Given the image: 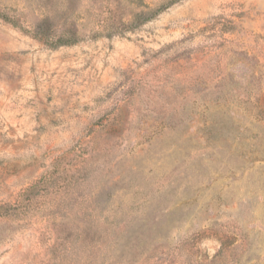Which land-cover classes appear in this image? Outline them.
<instances>
[{
  "label": "rangeland",
  "instance_id": "374dc122",
  "mask_svg": "<svg viewBox=\"0 0 264 264\" xmlns=\"http://www.w3.org/2000/svg\"><path fill=\"white\" fill-rule=\"evenodd\" d=\"M0 13V264H264V0Z\"/></svg>",
  "mask_w": 264,
  "mask_h": 264
},
{
  "label": "trees",
  "instance_id": "16d2710c",
  "mask_svg": "<svg viewBox=\"0 0 264 264\" xmlns=\"http://www.w3.org/2000/svg\"><path fill=\"white\" fill-rule=\"evenodd\" d=\"M143 15L140 14H132L131 21L126 23L125 21H118L117 23L119 25H128L127 29H133L135 26L141 25L145 20L143 18ZM0 19L4 22L10 24L11 26L20 29L22 32L29 34L33 39H35L37 42L41 43L42 45L55 49L60 46H70L74 45L81 41L80 33L76 29H70L66 31H62L58 36L53 34V30L47 26L48 19H45L34 26L31 30H27L15 20L13 17H9L3 13H0ZM49 25V24H48ZM118 26H111L107 28L105 31H96L93 32L92 37H100L105 36L108 38L114 37V36H120L125 33V29L119 28Z\"/></svg>",
  "mask_w": 264,
  "mask_h": 264
}]
</instances>
